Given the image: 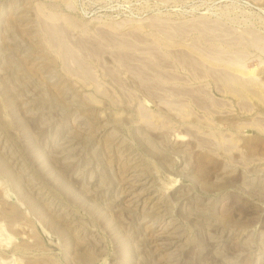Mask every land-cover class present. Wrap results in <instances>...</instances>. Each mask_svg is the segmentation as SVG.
<instances>
[{"label": "rangeland", "instance_id": "374dc122", "mask_svg": "<svg viewBox=\"0 0 264 264\" xmlns=\"http://www.w3.org/2000/svg\"><path fill=\"white\" fill-rule=\"evenodd\" d=\"M0 264H264V0H0Z\"/></svg>", "mask_w": 264, "mask_h": 264}]
</instances>
